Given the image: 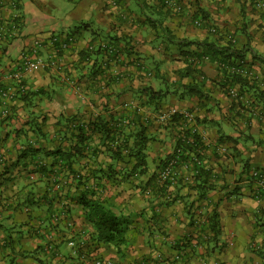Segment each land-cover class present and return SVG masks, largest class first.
Masks as SVG:
<instances>
[{
	"label": "crops",
	"instance_id": "obj_1",
	"mask_svg": "<svg viewBox=\"0 0 264 264\" xmlns=\"http://www.w3.org/2000/svg\"><path fill=\"white\" fill-rule=\"evenodd\" d=\"M0 1V20L17 14L21 22V36L0 43V79L32 38L53 32L74 37L60 56L61 72L36 68L25 74L26 89L41 88V93L15 98L10 116L0 117V264H94L97 255L111 264H175V253L180 254L178 264H264V197L252 198L243 168L247 163L264 170L263 146L257 143L264 142V17L252 0H172L179 7L175 12L162 7L161 0ZM199 15L203 22L194 27L191 19ZM209 27L216 32L211 34ZM226 35L245 46L251 76L260 80L255 90L245 92L251 105L218 84L221 72L206 57L200 69L207 78V97H180L177 91L163 95L158 107L142 105L139 88L190 81L175 75L185 66L182 51L194 45L182 47L172 36L212 37L222 43ZM101 42L114 46L116 54L100 51L88 62L80 61L81 50ZM94 63L99 70L92 74ZM65 75L76 78L78 92ZM232 88L240 92L237 84ZM171 107L194 113L195 132L206 145L203 166L216 173L203 197L182 184L166 190L146 185L157 160L172 151L183 131V121L158 119L159 112ZM96 118L145 124V173L96 178L100 167L132 165L115 162L99 147L100 134L87 128ZM81 125L88 138L83 156L69 170L53 152L69 149ZM187 169L181 167L180 173L189 175ZM145 186L151 189L142 190ZM88 189L122 221L127 242L118 252L110 243L90 240L92 228L78 201ZM214 206L219 233L214 238L208 233L204 242L201 234Z\"/></svg>",
	"mask_w": 264,
	"mask_h": 264
},
{
	"label": "trees",
	"instance_id": "obj_2",
	"mask_svg": "<svg viewBox=\"0 0 264 264\" xmlns=\"http://www.w3.org/2000/svg\"><path fill=\"white\" fill-rule=\"evenodd\" d=\"M161 3L160 4L162 6L164 4L162 0ZM196 13V15H198L199 11ZM201 17L203 19V16ZM149 21L150 23H152L151 25L156 28L155 24H153L154 20H150L149 18ZM159 27L161 31H165L166 33L168 32L166 28L161 26ZM171 39L172 41L176 42V44L182 47L194 45V48L182 51L185 66L182 69H178L175 75L180 79L182 77L189 76L190 81L187 83H170L171 87L165 84L163 88L158 89H154L150 85H145L137 90V92L145 99L142 105L153 104L155 107H158L159 99L163 95H166L168 93L175 94L177 93V91H180V97H183L185 95L195 96L199 99L207 97L208 93L204 91L205 81L207 80V78L204 76L203 72L200 69L201 63L204 61L205 57L209 62L215 63L216 68L221 72V78L218 81V84H220L221 87H223L227 91L230 87L237 84L239 86L240 92H238L239 97L235 99L238 101L243 99V102H248V104L251 103L249 101V97L245 92H248L249 89L255 90V88L259 86L260 80L256 77L230 72L226 69V65L236 64L240 61H243L248 66L247 62L244 59L245 46H237L234 36L226 35L222 43H219L216 38L214 39L212 37L205 38L203 40H185L175 39L172 36ZM100 51H104L105 55L107 53L109 56H114L117 52V50L115 49L113 52L108 53L106 49H103L100 46L99 43H92L88 45V47L81 50L80 61L88 62L93 54H97ZM90 67L91 70L95 69L92 74H95L96 72L98 73L99 66L97 67L94 63ZM156 72L157 75L160 76L158 74L159 71L157 70ZM199 77L200 79H198ZM72 79L75 81L76 78L72 76ZM41 91V88H38L36 90H26L19 97L25 100L28 99L30 95L41 93ZM262 92L263 91H259L258 95H261ZM173 121L180 125L182 119L178 115H173L168 120V122ZM131 126H133L132 129ZM88 127H91V130L96 131L100 134L98 142L99 147L104 148V150H106L110 154V157L115 162H132V165L128 168L116 169L114 166H112V164H109L106 167H100L97 170L99 172V175H97L96 178L118 179L127 178L129 176L137 177L138 175L146 172L147 164L145 148L149 141V137L145 133L146 126L143 122H128L123 120L122 118L115 119L113 121H107L103 118H96L93 122L87 124V128ZM84 128H86V126L84 125L78 126L76 128V134H71H75L74 137H76V140L75 143L69 147V149H56L53 152L54 154H57L64 159L65 165L69 170H72V168H74L72 167V163H74L75 160H77L79 157L83 156L81 151L84 148V141L88 138L84 131ZM183 133L186 136L190 135L191 141L183 142L180 138H177L173 145L172 151L164 158H159L157 160L156 171L151 174L150 180L147 181L146 185H149L150 183L153 184L154 187L157 188V190H166L169 186L182 184L183 186H186L187 189L193 190L196 197H203L205 195V192L212 188L213 181L211 180L215 178L216 173H212L209 169H206L205 166H203V150L206 149V145L201 137L196 132L190 133L189 129H187L186 127H183ZM230 140L237 141V139L233 138H230ZM257 143L262 144L264 150V142L258 140ZM98 150L100 149L98 148ZM195 158L197 160H200L201 164H198ZM170 160L174 161V168L176 173L178 172V174H173L166 179H161L159 176L160 170L166 164H168ZM181 167L183 169L189 168L186 170L189 173L187 179L185 178L186 175H184L183 172L180 173ZM243 168L246 171L245 180L249 185L250 195L252 196V198H254L252 191L255 179L250 176L247 177V173L252 167H249L247 163H244ZM253 168L260 169L257 167ZM79 177L83 176L80 175ZM146 187L148 186H145V188L142 187V190L146 189ZM150 189L146 190L148 191ZM90 191L91 189H88L86 192L78 196V201L83 209L84 219L92 228L90 240L96 243H110L116 248V251L118 252L120 251V246L126 244L127 242L125 230L122 226V221L107 205L104 204L101 199L94 196H89V193L93 194L92 191ZM261 197H264V193ZM192 204L193 202L188 204V211L190 213L193 210ZM216 216L217 212L214 206L211 213L208 215L209 224L207 226V231L201 234L202 241H208V238L210 237L208 233L212 234V238H214L219 233L218 221ZM96 259H99L103 263L108 262V264H111L110 260H103L98 255L95 256L93 260L94 264ZM173 260L174 259L172 256L171 261L174 262Z\"/></svg>",
	"mask_w": 264,
	"mask_h": 264
},
{
	"label": "built area",
	"instance_id": "obj_3",
	"mask_svg": "<svg viewBox=\"0 0 264 264\" xmlns=\"http://www.w3.org/2000/svg\"><path fill=\"white\" fill-rule=\"evenodd\" d=\"M164 2L167 6L172 7L174 11L179 9L178 5L172 0H164ZM252 2L254 7L258 9L264 17V0H252ZM202 22L203 19L200 15L194 20V23L197 26H200ZM210 30L215 31L213 27H210ZM20 36L21 22L19 15L14 14L10 18L0 20V43L18 39ZM73 39L74 37L68 33L53 32L45 38H32L29 45H25L19 50L17 57L11 61L10 68L0 79V117H7L10 115V104L12 101L27 90L22 83V78L25 74L32 72L36 68L52 69L57 72H61L60 56L69 49ZM99 44L103 49H106L108 53H111L116 49L114 46L104 42ZM226 69L230 72L242 75H252V70L243 61L236 64H228L226 65ZM63 79L78 92L76 80L74 81L71 77L66 75ZM227 92L233 98L239 97L238 91L232 87H230ZM173 115L181 117L183 121L182 127L189 129L190 133L196 131V127L194 125L195 115L190 110L175 107L166 108L159 112L158 119L162 121L169 120ZM179 138L183 142L191 141V136H186L183 131ZM222 150H224V148H222ZM3 159L4 158L0 152V163H3ZM195 160L198 164H201L200 160H197L196 158ZM173 174L177 175L178 172L176 173L175 171L174 161L170 160L169 163L160 170L159 176L161 179H166ZM188 176L189 175H186L185 178L187 179ZM249 176L255 179L252 194L256 200H260L262 198V194L264 193V170L251 168L247 173V177ZM59 186L60 185H56L55 187L58 188ZM173 259L175 264H178L180 261V255L175 253L173 255ZM102 263L103 262L99 259L95 260V264ZM103 264H108V262H104Z\"/></svg>",
	"mask_w": 264,
	"mask_h": 264
},
{
	"label": "rangeland",
	"instance_id": "obj_4",
	"mask_svg": "<svg viewBox=\"0 0 264 264\" xmlns=\"http://www.w3.org/2000/svg\"><path fill=\"white\" fill-rule=\"evenodd\" d=\"M162 2L164 3L162 6L164 7L165 5L167 6V4L164 2V0H162ZM161 3V2H160ZM162 4V3H161ZM166 8H168V7H166ZM172 8V7H171ZM169 9V8H168ZM175 12V11H174ZM194 20H195V17L193 18V19H191V22H192V25L194 26V27H200V26H197L195 23H194ZM210 30V29H209ZM211 34H214L216 31H209ZM72 78V77H71Z\"/></svg>",
	"mask_w": 264,
	"mask_h": 264
}]
</instances>
